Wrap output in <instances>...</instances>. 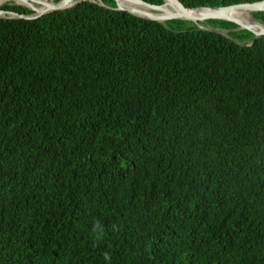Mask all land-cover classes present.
<instances>
[{
	"label": "trees",
	"instance_id": "1",
	"mask_svg": "<svg viewBox=\"0 0 264 264\" xmlns=\"http://www.w3.org/2000/svg\"><path fill=\"white\" fill-rule=\"evenodd\" d=\"M236 28L0 17V264H264V36Z\"/></svg>",
	"mask_w": 264,
	"mask_h": 264
},
{
	"label": "water",
	"instance_id": "2",
	"mask_svg": "<svg viewBox=\"0 0 264 264\" xmlns=\"http://www.w3.org/2000/svg\"><path fill=\"white\" fill-rule=\"evenodd\" d=\"M28 3H34L36 6L41 5V3L44 0H26ZM70 0H59L57 2H51V5H49V8L46 12L43 13H37L36 8L18 5L17 3H13L14 5L22 6L30 11L33 12L32 15H21L10 11H5L0 9V17L2 18H11V19H26V20H32L37 19L41 17L44 14L65 10L67 8H70L72 6H75L79 4L80 2H83L84 0H76L73 5L66 6V4ZM116 4V10L124 11L129 14H132L134 16L151 20V21H157V22H164L168 20H174V19H180V20H186L191 21L194 23L199 22H205L208 20H223L227 22L234 23L237 25L236 29H244L247 31H250L253 34V38L251 40V44L254 43L257 37L264 36V30L258 33H254L251 31L249 27L242 26L237 21L233 20L231 17H228L230 12L236 11L237 9H245L249 14L251 13H257V12H264V0L253 2V3H243V4H236V5H230V6H224V7H214V8H187L185 7L179 0H171L177 7V11L174 13H167L162 14V7L165 5V0H163V3L161 5H152L149 4L143 0H114ZM123 3L131 4L132 7H125L123 6ZM137 7V8H135ZM140 7H145L147 10L143 11L140 9ZM197 13H192V12ZM251 16V15H250ZM252 20L255 21L260 27L264 28V26L260 23H258L252 16ZM201 29H207L209 31L215 32V33H221L220 30H215L208 27H201Z\"/></svg>",
	"mask_w": 264,
	"mask_h": 264
},
{
	"label": "bare ground",
	"instance_id": "3",
	"mask_svg": "<svg viewBox=\"0 0 264 264\" xmlns=\"http://www.w3.org/2000/svg\"><path fill=\"white\" fill-rule=\"evenodd\" d=\"M73 1L74 0H70L66 4V6L68 7V6L73 5V3L75 2ZM7 2H15L18 5L28 6L32 8L35 7L37 13L46 12L48 9H50L49 5H51V2H49L48 0H44L39 6H36L34 3H28L26 0H0V4L7 3ZM123 6L132 7L131 4H127V3H123ZM140 9L143 11L147 10L145 7H140ZM176 11H177L176 5L171 0H165V5L162 7V14L174 13ZM192 13H197V12L195 11ZM228 17H231L233 20L237 21L242 26L249 27L251 31L254 33H258L264 30V28L260 27L255 21L252 20L250 14L245 9H237L236 11L230 12Z\"/></svg>",
	"mask_w": 264,
	"mask_h": 264
},
{
	"label": "rangeland",
	"instance_id": "4",
	"mask_svg": "<svg viewBox=\"0 0 264 264\" xmlns=\"http://www.w3.org/2000/svg\"><path fill=\"white\" fill-rule=\"evenodd\" d=\"M49 2H54V0H48ZM10 3H14V2H10ZM2 4V3H1ZM251 15V14H250ZM223 32V31H222ZM225 33V32H224Z\"/></svg>",
	"mask_w": 264,
	"mask_h": 264
},
{
	"label": "clouds",
	"instance_id": "5",
	"mask_svg": "<svg viewBox=\"0 0 264 264\" xmlns=\"http://www.w3.org/2000/svg\"><path fill=\"white\" fill-rule=\"evenodd\" d=\"M1 5V4H0ZM259 23V22H258Z\"/></svg>",
	"mask_w": 264,
	"mask_h": 264
}]
</instances>
